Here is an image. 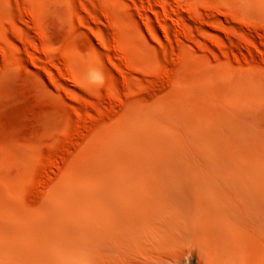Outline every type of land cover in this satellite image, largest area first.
I'll list each match as a JSON object with an SVG mask.
<instances>
[{
    "label": "rangeland",
    "instance_id": "374dc122",
    "mask_svg": "<svg viewBox=\"0 0 264 264\" xmlns=\"http://www.w3.org/2000/svg\"><path fill=\"white\" fill-rule=\"evenodd\" d=\"M238 175L264 199V0H0V264H117L119 205L176 185L251 257Z\"/></svg>",
    "mask_w": 264,
    "mask_h": 264
},
{
    "label": "bare ground",
    "instance_id": "6f19581e",
    "mask_svg": "<svg viewBox=\"0 0 264 264\" xmlns=\"http://www.w3.org/2000/svg\"><path fill=\"white\" fill-rule=\"evenodd\" d=\"M190 178V190L196 197L217 187L212 179ZM229 185L243 204H235L246 213L242 217L252 223L255 248L251 257L246 249L247 230L233 203L188 200L184 192L189 188L176 185L177 193L170 198L139 197L119 205L117 257L125 262L117 259V264H262L264 199L260 183L249 175H238ZM232 207L237 214H232Z\"/></svg>",
    "mask_w": 264,
    "mask_h": 264
}]
</instances>
